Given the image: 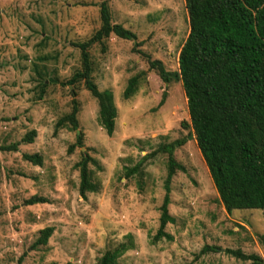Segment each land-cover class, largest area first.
<instances>
[{"label":"rangeland","instance_id":"rangeland-1","mask_svg":"<svg viewBox=\"0 0 264 264\" xmlns=\"http://www.w3.org/2000/svg\"><path fill=\"white\" fill-rule=\"evenodd\" d=\"M103 0H0V264H99L109 251L129 249L117 264H252L227 254L242 250L264 260V210H234L219 200L190 128L181 82L164 83L151 61L179 71L190 33L185 0H110L112 21L136 34L114 35L90 49L92 78L114 95L118 111L112 137L101 128L99 103L84 82H68L82 70L76 43L100 29ZM145 72L136 94L124 98L131 77ZM166 94V96H165ZM165 97V98H164ZM79 103V130L56 124ZM165 99L164 104L160 105ZM36 130L33 143L24 137ZM83 133V148H69ZM184 170L171 182L166 231L173 241L152 244L160 226L169 155ZM17 145L16 151H10ZM82 152L98 193L80 195ZM38 154L42 165L25 160ZM143 162L141 172L128 169ZM45 203L28 205L32 197ZM52 227L47 245L36 246ZM205 247L217 252L202 254Z\"/></svg>","mask_w":264,"mask_h":264},{"label":"trees","instance_id":"trees-1","mask_svg":"<svg viewBox=\"0 0 264 264\" xmlns=\"http://www.w3.org/2000/svg\"><path fill=\"white\" fill-rule=\"evenodd\" d=\"M110 0L100 4L101 27L87 41L74 44L80 50L82 70L68 82L75 85L84 82L86 89L99 103L98 121L109 137L116 129L118 111L114 95L109 90L101 91L92 78L93 68L90 49L101 45L105 52V41L112 35L134 41L137 36L121 24L112 21ZM189 18L190 33L179 55V71H167L161 61H151L150 68L156 70L164 83L181 82L187 98L190 128L195 136L200 153L211 175L219 200L226 211L264 210V0H185ZM145 72L129 79L124 98H132L138 91ZM166 96V94H165ZM165 98V97H164ZM163 99L160 105L164 104ZM79 103L73 100L71 113L56 124V131L69 128L79 130ZM36 130L23 139L33 143ZM83 133L77 135V142L69 148H83ZM178 140L162 147L169 155L168 176L165 181V196L160 208V226L152 237V244L162 240L173 241L166 231L175 219L170 215L171 182L177 170H184L174 158L176 148L184 145ZM17 145L9 148L16 151ZM77 164L80 169V195L98 193L93 182L90 165L97 161L88 152ZM25 160L42 165L38 154H25ZM143 162L128 169L127 177L141 172ZM41 197H32L28 205L45 203ZM54 229L45 228L36 246L47 245ZM129 249L122 245L107 252L99 264H117L118 258ZM218 247H205L217 252ZM242 261L264 264L259 255H247L242 250H226Z\"/></svg>","mask_w":264,"mask_h":264}]
</instances>
